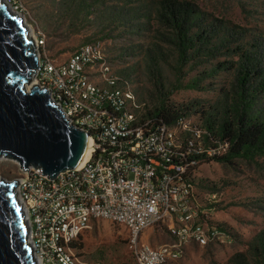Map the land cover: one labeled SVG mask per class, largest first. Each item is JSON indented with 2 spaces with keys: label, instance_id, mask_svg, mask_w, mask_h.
Returning a JSON list of instances; mask_svg holds the SVG:
<instances>
[{
  "label": "built area",
  "instance_id": "2783aa9c",
  "mask_svg": "<svg viewBox=\"0 0 264 264\" xmlns=\"http://www.w3.org/2000/svg\"><path fill=\"white\" fill-rule=\"evenodd\" d=\"M3 1L20 15L16 5ZM31 40L36 66L29 82L43 88L66 123L85 130L89 140L84 162L51 179L37 166L22 170L0 155L17 167L9 182L34 264H83L72 243L93 219L126 228V248L134 264H166L179 258L188 242L227 240L228 232L199 218L194 203L179 137L190 132L189 140L200 145L191 119L153 126L149 118H140L141 103L129 82L109 70L97 41L78 45L56 62L43 51L42 33ZM224 148L219 144L205 153L221 154ZM214 197L209 194L206 202ZM156 224L166 227L171 242L152 246L141 240L143 231Z\"/></svg>",
  "mask_w": 264,
  "mask_h": 264
},
{
  "label": "rangeland",
  "instance_id": "374dc122",
  "mask_svg": "<svg viewBox=\"0 0 264 264\" xmlns=\"http://www.w3.org/2000/svg\"><path fill=\"white\" fill-rule=\"evenodd\" d=\"M6 1L18 7L20 17L33 34H43V51L56 62L64 61L82 43L99 42L109 70L127 79L137 102L150 106L155 88L144 68L141 50L154 40V34L129 27L127 22L131 7L141 0ZM189 1L225 22L231 44L215 61L221 67L201 81L200 88H176L170 64H161L160 71L164 90L170 91V102L196 101L204 109L219 102L230 88L233 48L249 49L258 58L256 66L264 71V0ZM259 101L264 104V95ZM188 118L195 120L197 114ZM16 172L15 164L0 158V179L10 180ZM189 174L199 218L206 225L208 220L223 224L229 234L224 241L210 240L203 245L188 242L181 256L166 264H225L232 254L244 252L245 242L264 228V156L252 160L237 158L227 164L204 161ZM212 193L214 207L207 209L206 198ZM127 235L121 224L93 219L77 236L75 243L79 245L74 252L83 264H134L126 248ZM141 240L156 246L173 238L163 224H156L143 231Z\"/></svg>",
  "mask_w": 264,
  "mask_h": 264
},
{
  "label": "trees",
  "instance_id": "16d2710c",
  "mask_svg": "<svg viewBox=\"0 0 264 264\" xmlns=\"http://www.w3.org/2000/svg\"><path fill=\"white\" fill-rule=\"evenodd\" d=\"M139 2L129 8L131 14L127 22L129 27L149 30L154 34V40L147 43L141 55L146 73L155 88L150 106L140 102L139 117L149 118L155 126L171 125L179 118L197 114L191 123L200 133V145L189 140L190 132L179 135L181 149L186 152L183 162L187 163L189 172L204 161L227 164L237 158L252 160L264 156V104L259 101L264 95V71L256 66L257 57L249 49L231 50V85L214 106L203 109L196 101L185 104L170 102V91L164 90L160 65L169 67L170 64L176 88H200L199 83L221 67L215 61L231 44L230 33L222 19L213 17L189 0ZM163 45L167 49L164 50ZM192 71L193 76L186 80V75ZM186 141H190V145ZM219 144H225L221 154L208 156L205 153L206 148ZM188 181L191 184L190 174ZM207 204V209H213V202ZM207 226L228 232L221 223L208 220ZM78 245L77 242L72 243L73 248ZM245 247L244 252L232 254L225 264H264V228L246 241Z\"/></svg>",
  "mask_w": 264,
  "mask_h": 264
},
{
  "label": "water",
  "instance_id": "95a60500",
  "mask_svg": "<svg viewBox=\"0 0 264 264\" xmlns=\"http://www.w3.org/2000/svg\"><path fill=\"white\" fill-rule=\"evenodd\" d=\"M35 66L26 23L0 0V155L22 170L37 166L51 179L76 167L88 135L66 123L43 88H25ZM11 187V182L0 180V264H34Z\"/></svg>",
  "mask_w": 264,
  "mask_h": 264
},
{
  "label": "bare ground",
  "instance_id": "6f19581e",
  "mask_svg": "<svg viewBox=\"0 0 264 264\" xmlns=\"http://www.w3.org/2000/svg\"><path fill=\"white\" fill-rule=\"evenodd\" d=\"M6 9H9L7 6H6ZM21 20L22 21H24V18H21ZM27 34L32 38V39H34L33 37H34V34H33V32L30 30V28L28 27L27 28ZM30 82H28L26 85H25V88H28L30 85H32V83H30ZM89 140H87V142H86V147H85V150H84V153H83V156H82V158L80 159V161L78 162V164L76 165V166H80L83 162H84V160L87 158V156H88V153H89ZM6 181H9V180H6ZM21 210V209H20Z\"/></svg>",
  "mask_w": 264,
  "mask_h": 264
},
{
  "label": "clouds",
  "instance_id": "9594fccd",
  "mask_svg": "<svg viewBox=\"0 0 264 264\" xmlns=\"http://www.w3.org/2000/svg\"><path fill=\"white\" fill-rule=\"evenodd\" d=\"M1 3H2V5L6 8V4L4 3V1L3 0H1ZM8 11H10L12 14H14L15 16H17L18 18L20 17V15H18V14H16V13H14V12H12L11 10H9V9H7ZM19 19H21V17L19 18ZM5 156V155H4ZM18 165V164H17ZM1 180V179H0ZM20 208V207H19ZM21 212V211H20ZM22 217V216H21ZM26 231V230H25Z\"/></svg>",
  "mask_w": 264,
  "mask_h": 264
}]
</instances>
